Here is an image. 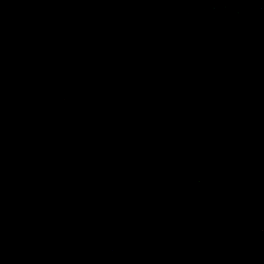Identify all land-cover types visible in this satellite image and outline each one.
I'll list each match as a JSON object with an SVG mask.
<instances>
[{"label":"water","instance_id":"obj_1","mask_svg":"<svg viewBox=\"0 0 264 264\" xmlns=\"http://www.w3.org/2000/svg\"><path fill=\"white\" fill-rule=\"evenodd\" d=\"M0 264H264V0H0Z\"/></svg>","mask_w":264,"mask_h":264}]
</instances>
